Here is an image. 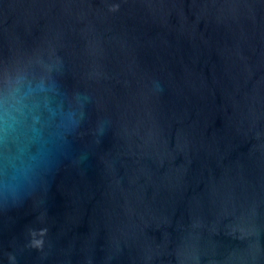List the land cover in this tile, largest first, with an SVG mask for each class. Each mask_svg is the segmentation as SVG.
<instances>
[{"label":"water","instance_id":"obj_1","mask_svg":"<svg viewBox=\"0 0 264 264\" xmlns=\"http://www.w3.org/2000/svg\"><path fill=\"white\" fill-rule=\"evenodd\" d=\"M0 264H264V0H0Z\"/></svg>","mask_w":264,"mask_h":264}]
</instances>
